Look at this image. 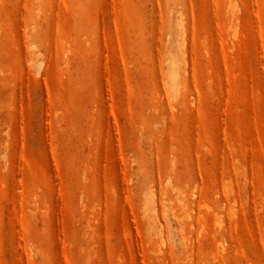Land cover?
I'll use <instances>...</instances> for the list:
<instances>
[{
	"label": "rangeland",
	"instance_id": "1",
	"mask_svg": "<svg viewBox=\"0 0 264 264\" xmlns=\"http://www.w3.org/2000/svg\"><path fill=\"white\" fill-rule=\"evenodd\" d=\"M0 264H264V0H0Z\"/></svg>",
	"mask_w": 264,
	"mask_h": 264
}]
</instances>
